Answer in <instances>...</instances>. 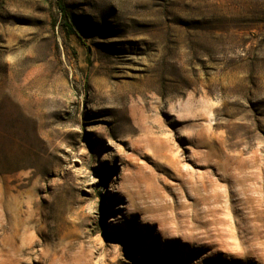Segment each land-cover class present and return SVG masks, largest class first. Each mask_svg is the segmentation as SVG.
<instances>
[{"label": "rangeland", "instance_id": "1", "mask_svg": "<svg viewBox=\"0 0 264 264\" xmlns=\"http://www.w3.org/2000/svg\"><path fill=\"white\" fill-rule=\"evenodd\" d=\"M0 0V264H264V0Z\"/></svg>", "mask_w": 264, "mask_h": 264}, {"label": "trees", "instance_id": "2", "mask_svg": "<svg viewBox=\"0 0 264 264\" xmlns=\"http://www.w3.org/2000/svg\"><path fill=\"white\" fill-rule=\"evenodd\" d=\"M59 11L61 12V16L63 18L62 26L67 34H71L75 32V28L70 18L68 17V12L64 3V0H57Z\"/></svg>", "mask_w": 264, "mask_h": 264}]
</instances>
